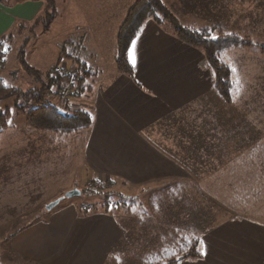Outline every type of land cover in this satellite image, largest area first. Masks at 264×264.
Instances as JSON below:
<instances>
[{
    "label": "rangeland",
    "instance_id": "374dc122",
    "mask_svg": "<svg viewBox=\"0 0 264 264\" xmlns=\"http://www.w3.org/2000/svg\"><path fill=\"white\" fill-rule=\"evenodd\" d=\"M133 1L54 0V9L48 10L47 17L56 15L47 26L44 23L46 4L41 0L42 6L34 18L24 20L9 34L0 77L7 85L23 92L41 89L43 97L60 112L70 113L72 108L67 109L66 104L79 103L74 95L87 90V86L79 90L75 81L72 84L49 82L47 74L53 77L66 72L77 64L75 57L87 68L96 69L98 63L90 41H101L105 46L104 55L112 53L110 43L115 41L112 35L117 33ZM161 1L184 26H210L215 21V24L224 22L221 26L227 29L251 26L254 44L236 48V54L229 55L228 49L220 56L232 70L231 102H224L211 91L210 97L180 112L170 124L177 126L176 147L188 155L182 161H197L203 166L206 161L202 158L203 151L209 144L210 155L216 154L210 159V173L202 175L210 190L194 191L193 202L198 206L193 212L188 203L183 214L202 219L197 227L203 229L211 222L228 217L244 215L264 220V0ZM250 11L252 17L248 14ZM24 64L38 70L40 79L31 75ZM55 67H59V72H54ZM22 103L16 96L0 102V111L8 110L11 122L0 133V264H38L11 249V238L36 223H46L65 203L75 202L81 210L97 209L106 200L110 210L120 205L134 214L133 205H142L145 196L143 190L120 188L109 178H90L83 165L84 135L62 136L27 127L24 115L15 106ZM162 130L167 134L168 128ZM205 134H210V143L201 140ZM191 136L196 140L187 142ZM239 152L245 156L237 157ZM96 181L101 185L88 187ZM249 187L253 193L250 197L243 195L242 202L240 193ZM73 189L78 194L63 197ZM136 194L137 198L130 201L123 196ZM57 198H60L58 204L46 210L45 206ZM117 212L121 216L125 214L124 210ZM128 227L135 232L140 228L131 224ZM142 237L143 234L136 233L135 238ZM129 262L136 261L129 258L120 264Z\"/></svg>",
    "mask_w": 264,
    "mask_h": 264
},
{
    "label": "crops",
    "instance_id": "0c3cea01",
    "mask_svg": "<svg viewBox=\"0 0 264 264\" xmlns=\"http://www.w3.org/2000/svg\"><path fill=\"white\" fill-rule=\"evenodd\" d=\"M40 1L0 3V37L11 34L24 20L33 19L42 6ZM133 41L128 50L132 76L115 68V41L110 43L112 53L106 55L101 41H90L98 65L80 72L81 84L87 90L74 95L80 102L67 103L66 108H83L92 115L90 130L81 145L83 165L90 178L101 176L120 188L143 190V203L133 205L134 214L120 205L112 210L102 206L81 210L75 202L65 203L46 223H36L11 238V249L33 262L117 264L113 260L118 261L119 255L125 257L134 242L140 244L145 239L135 237L136 233H146L148 225L179 228L174 224L176 219L165 220L153 212L152 206L166 204L171 196L168 190L180 191L172 198L170 213L181 217L185 216L186 204L195 203L194 191L210 190V184L202 178L204 173H210V159L216 157L215 153L210 155V144L203 151V166L197 161H182L188 155L176 147L177 126L170 124L180 112L210 97L213 91V78L204 55L178 40L169 26L152 18L143 23ZM236 50L230 49L229 55L236 54ZM165 128L167 134H163ZM192 137L186 141L196 140ZM202 138L210 143V134ZM236 156L245 154L239 152ZM123 196L128 201L137 198V194ZM117 210H124L125 214L121 216ZM129 224L140 227L139 231L129 230ZM170 237L163 242L170 244ZM198 237L201 257L176 264H264L263 219L228 217L210 223ZM126 245L128 250L122 253Z\"/></svg>",
    "mask_w": 264,
    "mask_h": 264
},
{
    "label": "trees",
    "instance_id": "16d2710c",
    "mask_svg": "<svg viewBox=\"0 0 264 264\" xmlns=\"http://www.w3.org/2000/svg\"><path fill=\"white\" fill-rule=\"evenodd\" d=\"M6 1L8 0H0V3H6ZM42 1L46 4V19L44 23L49 26L51 20L56 15L54 13L47 17L48 10L51 8L54 9V0ZM242 1L244 0L240 2ZM248 14L251 15V11L248 12ZM149 18L154 19L157 23L166 24L172 29L174 36L178 40L202 52L205 64L212 74L213 91L224 102L230 103L232 99L231 90L234 83L232 79V70L220 59V56L228 49L241 48L254 44L251 39V26H246L245 29L241 27L237 29H227V27L221 26L224 22L218 21V23L215 24V21L210 22V26L188 27L182 25L178 18L171 13L161 0H134L132 5L125 12L115 36L114 64L119 72L132 76L133 67L128 58V50L143 23ZM238 20H241V18L237 19L236 22H238ZM248 23L251 24L250 21H248ZM214 32L217 33V36L212 35ZM8 43L9 35L0 37V64L4 61ZM75 61L77 64L80 63L79 59L76 57ZM24 66L31 75L40 79L38 70L26 66L25 64ZM77 67L69 72H63L61 74L56 73V76L53 77L47 74L48 81H66L68 84H72L74 83L73 81H75L78 85L77 88L79 90L83 89L80 72L88 68L83 67L82 63H80V69ZM54 72H59V67H55ZM43 93L44 91L41 89H29L23 92L22 90L7 85L3 78L0 77V102L12 96L20 97L23 103L15 106L24 115L25 125H27V127L51 131L62 136H72L76 134L85 136L89 132L92 124V115L88 110L75 108L72 109L70 113H62L54 104L43 97ZM9 117L8 110L3 112L0 111V133L8 126ZM250 188L252 187H249L248 190L245 189V191H241L240 199L242 202L245 200L243 195H246V197L252 195L253 191ZM167 192L170 193L171 196L165 201L166 204L163 203V205L157 204L156 206H152L153 212L165 220H167L168 217H172L173 220L176 219L177 222L174 224H177L179 228L176 227L175 230H172L168 227L162 228L158 224L152 227L148 225L146 233L143 234L145 239H142L140 244H135L134 242L130 247L126 245L127 248L124 249L122 253L125 250L127 251L128 247L129 250L134 253L128 251L125 257L119 255L121 257L118 259L119 264L121 260L125 261L127 259L129 260V258H133L134 261H136L133 262L135 264H176L180 260L197 259L201 257L200 238L198 234L203 230V227L198 228L197 222L202 219H193L188 215L181 217L178 214H171L170 212L173 211L171 207L174 203L172 198H175L174 195H178L180 191L168 190ZM184 192L188 195L187 191ZM107 203L108 202L105 200V202L102 203L103 207H106ZM188 203L191 202L189 201ZM236 204L238 203H235V206H237ZM196 206L198 205L192 204V209L190 211L194 212ZM165 213H167V217ZM170 235V244H165L163 241L167 240V237ZM113 261L115 263L118 262L117 260ZM130 263L131 262H129V264Z\"/></svg>",
    "mask_w": 264,
    "mask_h": 264
},
{
    "label": "water",
    "instance_id": "95a60500",
    "mask_svg": "<svg viewBox=\"0 0 264 264\" xmlns=\"http://www.w3.org/2000/svg\"><path fill=\"white\" fill-rule=\"evenodd\" d=\"M75 194H78V191L75 190V189H73V190L67 191V192L63 195V197H65V198H69V197H71V196H73V195H75ZM59 200H60V198H57V199H55V200L49 202V203L45 206V209H46V210H50L52 207H54L55 205L58 204Z\"/></svg>",
    "mask_w": 264,
    "mask_h": 264
},
{
    "label": "built area",
    "instance_id": "2783aa9c",
    "mask_svg": "<svg viewBox=\"0 0 264 264\" xmlns=\"http://www.w3.org/2000/svg\"><path fill=\"white\" fill-rule=\"evenodd\" d=\"M64 92H65L66 94L69 93V89H68V88L65 89ZM93 184H95V185H93ZM99 185H101V183H100L99 181H96V182H94V183H93V182H90L88 187H92V186H95V187H96V186H99ZM103 186H104V185H103Z\"/></svg>",
    "mask_w": 264,
    "mask_h": 264
},
{
    "label": "snow or ice",
    "instance_id": "6c2138e0",
    "mask_svg": "<svg viewBox=\"0 0 264 264\" xmlns=\"http://www.w3.org/2000/svg\"><path fill=\"white\" fill-rule=\"evenodd\" d=\"M135 43V41H133V44ZM9 123H11V122H9Z\"/></svg>",
    "mask_w": 264,
    "mask_h": 264
}]
</instances>
